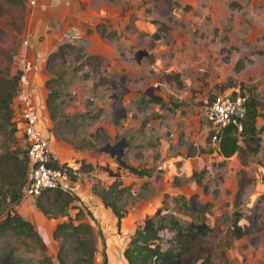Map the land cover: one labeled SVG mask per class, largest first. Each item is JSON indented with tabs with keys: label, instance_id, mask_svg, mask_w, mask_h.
I'll list each match as a JSON object with an SVG mask.
<instances>
[{
	"label": "rangeland",
	"instance_id": "1",
	"mask_svg": "<svg viewBox=\"0 0 264 264\" xmlns=\"http://www.w3.org/2000/svg\"><path fill=\"white\" fill-rule=\"evenodd\" d=\"M31 8L30 0L24 7L4 2L0 11V72L9 69L16 81L14 97L21 83L17 57L32 29ZM88 8L98 34L88 30L89 45L66 48L47 68L54 51L44 54L39 103L40 127L53 133V157L73 182L74 208H67V216L48 218L24 187L15 205L0 194V220L12 207L39 231L58 264L53 229L80 208L83 220L101 235L94 264H103V241L107 264H128L123 250L136 227L163 208L183 224L203 220L214 227L202 240L209 264H264V118L256 120L259 149L243 162L237 152L224 158L217 142L208 140L212 125L207 115L218 93L248 95L253 89L264 100V0H89ZM15 104L13 98L10 124L0 132V155L25 149L18 129L10 132ZM121 162L148 169L150 175L119 168ZM105 167L118 173L121 187H128L117 199L125 212L119 228L111 209L93 193L115 180ZM181 196L207 203L206 211H192ZM237 214L245 232L240 238L233 234ZM160 235L163 248L175 244L170 230ZM0 253L9 254L13 264H34L40 257L21 237L10 235L0 237ZM200 255L194 247L185 252L192 264H201Z\"/></svg>",
	"mask_w": 264,
	"mask_h": 264
},
{
	"label": "trees",
	"instance_id": "2",
	"mask_svg": "<svg viewBox=\"0 0 264 264\" xmlns=\"http://www.w3.org/2000/svg\"><path fill=\"white\" fill-rule=\"evenodd\" d=\"M4 2L7 4L20 3L24 7L25 0H2L0 2V11H3ZM159 33H153L155 39H158ZM71 44H61L57 51H54L46 63V68L51 66V61L58 55L62 57L61 51ZM77 46H74L75 49ZM11 60V57L9 61ZM8 71L5 74L0 72V132L10 124L12 117V101L16 91V81L9 78ZM250 93H240L245 96V113L240 119L241 130L230 124L223 129L217 141L218 150L224 158L232 156L235 152L241 154L243 162L256 153L259 149V129L256 126L258 117L264 118V100L261 101L258 94L253 89H249ZM56 92L51 93V98L56 97ZM236 95V93H233ZM149 101L158 102V100L150 98ZM11 134L17 131L16 123L13 122ZM213 132L208 137L212 139ZM239 135V136H238ZM241 137L242 145L239 144ZM66 141V140H65ZM85 147V146H84ZM200 153L212 152V149L199 148ZM21 153V156L18 154ZM52 167L65 168L63 165L54 160ZM91 166V165H89ZM119 168H125L129 172L137 176L150 175L148 169H139L121 162ZM104 169L109 176L115 177V180L107 187L94 188L93 193L102 201L103 205L110 208L116 217V225L119 228L124 211L117 203L127 190L128 187H121L117 172H113L108 167ZM196 175V173H193ZM0 194L4 200L9 199L12 205L18 204L22 198V191L28 180V159L26 150L19 148L11 151L6 149L0 155ZM2 184V183H1ZM2 188L5 190H2ZM74 197L71 194L60 190H47L35 199V206L48 218H57L58 216H67V208L71 206ZM182 204L190 208L192 211L202 214L206 211L207 203L199 202L195 196L186 199L184 196L180 198ZM74 208V205L71 206ZM163 208H158L144 218L143 223L136 227L126 248L123 250V257L128 264H192L190 257L185 256V252L196 248L202 257L201 264H209V255L202 246V240L214 232V227H210L205 221H189L183 224L174 215L163 213ZM85 213L82 209L77 208L74 218L69 217L67 221L58 222L53 229L52 238L58 239V251L56 258L58 264H94L96 254L99 252L97 246V238L101 237L96 233L93 226L84 221ZM241 215L237 214L234 220L233 234L236 238L242 237L245 232L238 225ZM79 221L74 223V221ZM170 230L173 233V242L169 246L163 248L161 243L162 237L160 232ZM18 236L22 238L24 246L30 251H39L40 257L34 264H54L51 257L47 254V247L42 237L34 227V225L15 212L12 207L7 209L6 215L0 220V237ZM4 252V251H3ZM102 263L107 264V255L105 251V243L101 251ZM206 254V255H204ZM10 256L0 253V264H13L9 261Z\"/></svg>",
	"mask_w": 264,
	"mask_h": 264
},
{
	"label": "built area",
	"instance_id": "3",
	"mask_svg": "<svg viewBox=\"0 0 264 264\" xmlns=\"http://www.w3.org/2000/svg\"><path fill=\"white\" fill-rule=\"evenodd\" d=\"M24 70L30 72L31 64L26 63ZM21 75L22 73L18 78L21 82L20 90L14 97V116L28 159L29 173L25 192L35 197L47 190H60L72 195L73 182L67 169L51 166L55 159L50 138L40 130V108L32 98L30 79ZM245 99L240 93L233 95L227 92L218 93L211 98L207 115L212 125V142H217L220 133L230 124L241 130L240 119L244 117Z\"/></svg>",
	"mask_w": 264,
	"mask_h": 264
},
{
	"label": "crops",
	"instance_id": "4",
	"mask_svg": "<svg viewBox=\"0 0 264 264\" xmlns=\"http://www.w3.org/2000/svg\"><path fill=\"white\" fill-rule=\"evenodd\" d=\"M88 4L89 0H30L32 8L29 9L28 20H32V29L24 37L17 58L21 63L18 71H23L21 76L30 79L32 98L38 106L40 102L43 105L41 94L46 78L44 54L57 51L64 43L77 47L84 43L89 45L90 37L97 33ZM88 30H93L91 36H88ZM26 63L31 64L30 72L24 70ZM40 130L45 135L53 136L52 132L41 127Z\"/></svg>",
	"mask_w": 264,
	"mask_h": 264
},
{
	"label": "water",
	"instance_id": "5",
	"mask_svg": "<svg viewBox=\"0 0 264 264\" xmlns=\"http://www.w3.org/2000/svg\"><path fill=\"white\" fill-rule=\"evenodd\" d=\"M123 144V142H120V143H118L116 146L118 147V146H120V145H122ZM109 148V145H106L105 147H104V150H106V149H108ZM115 148V146H113L112 148H111V150L110 151H112L113 152V149ZM120 154H119V156H118V158H117V160L120 162V156H121V151L119 152Z\"/></svg>",
	"mask_w": 264,
	"mask_h": 264
}]
</instances>
